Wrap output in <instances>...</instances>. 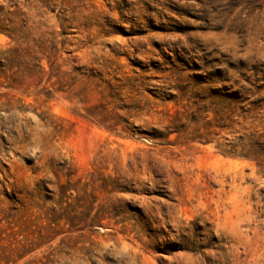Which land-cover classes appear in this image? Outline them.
Masks as SVG:
<instances>
[{"label": "rangeland", "instance_id": "rangeland-1", "mask_svg": "<svg viewBox=\"0 0 264 264\" xmlns=\"http://www.w3.org/2000/svg\"><path fill=\"white\" fill-rule=\"evenodd\" d=\"M59 3L0 80V264H264V0Z\"/></svg>", "mask_w": 264, "mask_h": 264}, {"label": "trees", "instance_id": "trees-1", "mask_svg": "<svg viewBox=\"0 0 264 264\" xmlns=\"http://www.w3.org/2000/svg\"><path fill=\"white\" fill-rule=\"evenodd\" d=\"M59 0H0V34L10 41L0 44V80L16 59L53 60L58 44H47L55 32L43 31L56 13Z\"/></svg>", "mask_w": 264, "mask_h": 264}]
</instances>
